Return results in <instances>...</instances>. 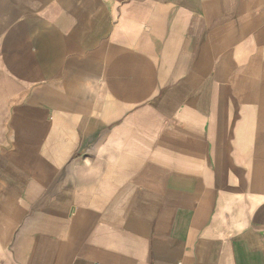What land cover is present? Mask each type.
Listing matches in <instances>:
<instances>
[{"label":"crops","instance_id":"0c3cea01","mask_svg":"<svg viewBox=\"0 0 264 264\" xmlns=\"http://www.w3.org/2000/svg\"><path fill=\"white\" fill-rule=\"evenodd\" d=\"M0 264H264V0H0Z\"/></svg>","mask_w":264,"mask_h":264}]
</instances>
